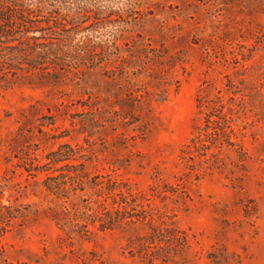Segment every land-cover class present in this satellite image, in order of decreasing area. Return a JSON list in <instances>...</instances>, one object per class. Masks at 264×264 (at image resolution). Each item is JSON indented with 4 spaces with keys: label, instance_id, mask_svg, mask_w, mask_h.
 <instances>
[{
    "label": "rangeland",
    "instance_id": "374dc122",
    "mask_svg": "<svg viewBox=\"0 0 264 264\" xmlns=\"http://www.w3.org/2000/svg\"><path fill=\"white\" fill-rule=\"evenodd\" d=\"M65 2L98 57L0 88V264H264V0Z\"/></svg>",
    "mask_w": 264,
    "mask_h": 264
},
{
    "label": "trees",
    "instance_id": "16d2710c",
    "mask_svg": "<svg viewBox=\"0 0 264 264\" xmlns=\"http://www.w3.org/2000/svg\"><path fill=\"white\" fill-rule=\"evenodd\" d=\"M86 11L90 10L73 11L65 0H0V88L24 82L55 84L69 66L89 59L96 61L98 52L85 50L82 43H78L80 39L76 40L80 26L76 17ZM74 47L78 49L76 53ZM205 118L207 128H214L215 119L210 110L205 112ZM227 123L225 118L224 128L221 127L223 135L229 127ZM218 135L216 139L220 141L216 145L234 143L229 136L221 138L220 132ZM191 141L195 147L204 145L200 135H195ZM69 151H72L70 146L62 143L52 152L51 160L69 159L72 156ZM211 256L216 263L221 261L217 254Z\"/></svg>",
    "mask_w": 264,
    "mask_h": 264
}]
</instances>
